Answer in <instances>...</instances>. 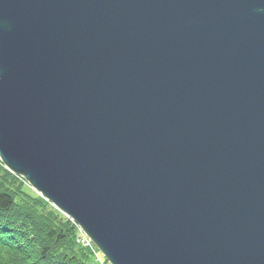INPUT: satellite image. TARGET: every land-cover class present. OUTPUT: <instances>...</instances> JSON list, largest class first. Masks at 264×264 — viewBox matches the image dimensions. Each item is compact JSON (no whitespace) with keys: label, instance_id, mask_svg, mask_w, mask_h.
<instances>
[{"label":"water","instance_id":"obj_1","mask_svg":"<svg viewBox=\"0 0 264 264\" xmlns=\"http://www.w3.org/2000/svg\"><path fill=\"white\" fill-rule=\"evenodd\" d=\"M0 161L109 264H264V0H0Z\"/></svg>","mask_w":264,"mask_h":264},{"label":"trees","instance_id":"obj_2","mask_svg":"<svg viewBox=\"0 0 264 264\" xmlns=\"http://www.w3.org/2000/svg\"><path fill=\"white\" fill-rule=\"evenodd\" d=\"M80 234L77 224L0 161V264L97 262Z\"/></svg>","mask_w":264,"mask_h":264},{"label":"built area","instance_id":"obj_3","mask_svg":"<svg viewBox=\"0 0 264 264\" xmlns=\"http://www.w3.org/2000/svg\"><path fill=\"white\" fill-rule=\"evenodd\" d=\"M81 230V229H80ZM79 241L82 243V244H84V245H86V246H88V247H90V248H92V250L94 251V253H95V256H96V260H97V262L99 263V264H107L104 260H102L101 258H99V256H98V253H97V251H95V250H97V248H96V246L93 244V242L91 241V239L81 230V234H80V236H79Z\"/></svg>","mask_w":264,"mask_h":264},{"label":"rangeland","instance_id":"obj_4","mask_svg":"<svg viewBox=\"0 0 264 264\" xmlns=\"http://www.w3.org/2000/svg\"><path fill=\"white\" fill-rule=\"evenodd\" d=\"M98 253H99V256L104 260V256L103 254L97 249ZM91 264H98L97 262H95L93 259L91 260Z\"/></svg>","mask_w":264,"mask_h":264}]
</instances>
